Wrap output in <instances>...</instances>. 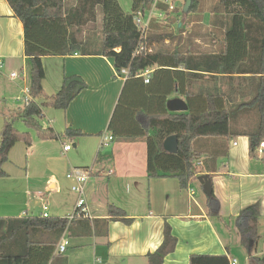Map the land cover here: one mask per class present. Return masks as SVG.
<instances>
[{
	"label": "crops",
	"instance_id": "0c3cea01",
	"mask_svg": "<svg viewBox=\"0 0 264 264\" xmlns=\"http://www.w3.org/2000/svg\"><path fill=\"white\" fill-rule=\"evenodd\" d=\"M214 1L207 0L201 24L210 29L211 45L215 49L200 52L187 46L180 50L182 54L188 51L219 53L223 50V29L220 23L213 22L212 14L219 0L215 4ZM211 4L215 5L212 10ZM71 7L66 6L67 9ZM200 9L201 1L198 12L192 16H199L202 12ZM172 13L166 12V16L161 18L155 14L156 27L150 29L149 34L154 35L159 24L171 19ZM177 28H182V25L179 24ZM101 44L94 50H89L85 45L82 51L72 55L46 56L42 59L46 96L55 95L65 78L79 77L87 85L66 110L43 108L41 119L47 121L42 125L44 128H52L60 134L58 140L77 138V143L72 144L73 149L79 146V156L87 155L89 159L86 162L89 164L92 161L95 169L86 188V200L92 216L88 220L91 230L84 231L79 221L73 222L57 241L55 255L58 254L57 246L61 238L65 236L70 240L69 247L73 248L65 256L68 264H148L147 255L156 252L161 246L167 222L178 239V245L175 252L165 258L164 264H189L192 255H227L231 261L236 259L232 255L231 244V234L234 231L237 233L234 219L243 209L256 203L260 204V240L253 255H264V251L259 250L264 236V147L260 146L252 158L247 136L234 137L227 143L228 153L217 160V172L211 175L214 193L220 203L222 220H219L208 217L206 195L199 182L190 189H182L174 177H148L146 138L141 135L143 131L135 120L138 111L158 112L165 107L170 112L168 104L175 99L182 100L188 106L180 91L200 97L223 95L230 104L249 101L255 95L252 79L258 76L185 71L158 63L148 69L151 82L146 84V77L143 76L129 80L128 77H118L114 59L100 54ZM24 45L22 22L15 17L8 2L0 0V62L4 63L1 71L9 78V73H16L18 76L10 78V81L21 91L30 88L31 82L30 63L25 56ZM180 47L157 49L155 45L146 46L149 53L159 56L164 62ZM175 85L180 91L174 89ZM121 102L124 104L122 117L115 116ZM191 106L204 108L206 102L201 98L191 100ZM246 120V117L240 118L239 125L242 126ZM254 122L255 116L251 124ZM112 127L115 129L111 130ZM67 128L80 131L83 136L67 137L64 134ZM104 134L113 136L114 140L99 152ZM65 145V142L62 143L63 153L70 152L64 151ZM212 145L211 140L201 141L200 147L204 153L201 162L212 150ZM11 153L12 150L7 163H12ZM87 167L82 165L75 168ZM109 171H113V174L108 175ZM4 173L5 176L0 177V180L6 181L10 176L5 170ZM207 174L204 172L201 175ZM52 188H56V185H52ZM6 192L12 191L6 187ZM4 204L0 207V219L44 218L45 213L49 215L48 218L64 219L75 209L74 202L64 201L62 205L52 203L49 207L44 206L38 216H29L27 211L17 210L16 203L6 201ZM110 205L123 209L131 223L110 220ZM37 239L47 242L49 237L41 234Z\"/></svg>",
	"mask_w": 264,
	"mask_h": 264
},
{
	"label": "trees",
	"instance_id": "16d2710c",
	"mask_svg": "<svg viewBox=\"0 0 264 264\" xmlns=\"http://www.w3.org/2000/svg\"><path fill=\"white\" fill-rule=\"evenodd\" d=\"M6 1L24 26V53L30 63L29 89L32 101L3 124L0 133V177L5 176L3 166L8 162L12 148L18 142H23L26 147L33 144L29 132L21 133L15 127L18 120L29 130L35 131L42 141L59 139L60 134L54 129L44 128L40 124L42 109L51 107L66 110L87 85L79 77L65 78L55 95L46 96L42 59L82 51V45L73 30L95 21L97 8L101 7L104 28L100 54L113 58L117 71L129 69L128 80L137 78L158 63L185 71L258 76L252 79L255 95L246 102L230 104L223 95L200 97L187 91L183 94L175 85L174 89L186 98L189 106L187 112H169L162 107L158 112L138 111L135 114L136 123L143 131L141 135L146 138L148 177H174L182 189H190L202 173H208L210 191L204 192L208 217L222 220L211 176L217 172V160L227 155V143L234 137L244 135L249 138L252 158L264 143V0H219L212 13L213 22L220 23L223 29V50L219 53L188 51L187 54L176 51L167 62L161 61L159 56L149 53L146 48L154 37L149 31L156 27V17L151 20L145 38L135 24L136 15L148 11L155 0H132L129 13L124 12L118 0H77V4L69 9L66 8L65 0ZM199 6L200 1L193 0L189 13H197ZM158 8L162 12L168 11L165 5L159 4ZM140 42L146 50L134 56ZM200 98L206 102V106L193 108L191 100ZM123 105V102L118 105L115 116L122 117ZM253 116L255 122L252 125ZM245 117L248 120L242 126L239 125L240 118ZM64 134L70 138L83 136L80 131L70 128ZM172 135L178 138L176 154L166 152L163 147L164 141ZM203 140H211L213 145L204 162H201L204 153L200 144ZM201 188L204 191L202 185ZM108 215L112 221L131 223L126 212L114 205L108 207ZM259 219V203L246 207L234 219L242 246L252 254L249 264H264V255H253L260 240ZM88 220L79 218L73 222L79 221L84 231H90ZM72 223L69 224L67 218L0 219V264H68L67 257L55 255V248ZM41 234L49 237L47 242L37 239ZM177 245L178 239L166 222L163 242L156 252L147 255L148 264H164L165 258L175 252ZM189 264H230V260L227 255H192Z\"/></svg>",
	"mask_w": 264,
	"mask_h": 264
},
{
	"label": "rangeland",
	"instance_id": "374dc122",
	"mask_svg": "<svg viewBox=\"0 0 264 264\" xmlns=\"http://www.w3.org/2000/svg\"><path fill=\"white\" fill-rule=\"evenodd\" d=\"M118 1L124 12H131L132 0ZM200 1V10L202 12H200L199 16H192L193 13H183L185 0H176L174 2L175 10L170 14L172 16L171 19L161 23V25L159 24V29L154 32V37L149 45L151 47L155 45L157 49H174L181 45L182 47L178 48L179 52L180 50L182 51L183 47L187 46L200 52L214 50V45H211L210 29L205 28L201 24L202 17L205 14L203 11L207 9L208 2L207 0ZM216 1L213 3L215 4ZM76 4L77 0H66L67 7ZM214 4H211L210 10L215 7ZM163 20H166V18H163ZM179 24L182 25L180 29L177 28ZM103 28L102 9L98 7L96 20L74 28L73 32L82 47L87 45L89 50H94L99 48V44L102 43ZM1 74L3 76L0 75V131L5 120L12 114L16 115L15 112L24 107V102L17 101L18 97L22 98L23 96H21V89L17 88L10 81V78L5 75L4 71H1ZM44 123H47V121L43 118L40 120V124L43 125ZM15 127L21 133L29 132L32 136L33 144L27 149L23 142H18L12 149L10 156L12 163H7L3 166V169L7 171L10 177L6 181L0 180V207L5 205L4 202L10 201L11 203H16L17 210L27 211L29 216H38L43 211L44 206L48 205L49 207L52 203L62 205L61 203L68 201L71 204L73 202L76 204L78 195L72 192V182L66 176L75 167H81L82 165L90 167L93 164L92 161L89 164L86 162L89 159L87 155L79 156V146L68 153H63L62 143L76 144L77 138L72 140L62 138L60 140L42 141L38 139L36 132L29 130L21 120L15 123ZM52 185H56V188H52ZM6 187L11 189L12 192H6ZM73 213L74 210H71L69 216ZM231 239L232 255L236 257L239 264H248L249 252L241 245L236 231L231 234ZM71 248L68 247L64 256L73 250ZM261 249L264 251V236L259 246V250Z\"/></svg>",
	"mask_w": 264,
	"mask_h": 264
},
{
	"label": "built area",
	"instance_id": "2783aa9c",
	"mask_svg": "<svg viewBox=\"0 0 264 264\" xmlns=\"http://www.w3.org/2000/svg\"><path fill=\"white\" fill-rule=\"evenodd\" d=\"M176 0H155L153 4L151 5L150 9L146 11L145 13L139 12L135 17V24L136 27L141 30L142 37L145 38L149 26L151 23V20L154 18V15L158 16L159 18L165 17L166 12H173L175 10L174 2ZM159 4L165 5L168 9L166 12H162L158 6ZM146 50L145 45L140 42L138 45L136 51L134 52V56H139L142 52ZM4 68V63L0 62V71ZM10 78L15 79L18 75L16 73H9ZM118 77H128L129 76V69H122L120 71H117ZM151 72L150 70H145L140 76L146 77L144 82L146 84H149ZM23 95V96H22ZM22 98L18 97L17 101L24 102V105L28 104L30 101H32V96L30 94V89H25L21 93ZM114 140L113 136H107L106 134L102 135L101 137V143L99 147V151H102L106 146H108L109 143H111ZM262 147H264V144H261ZM73 149L72 144H67L64 146V151L68 152ZM95 173L94 166H90L87 168H74L67 174V179L72 182L71 190L72 192L76 193L78 195L74 213L67 217V220L70 223L73 221L84 218V219H92L88 203L86 200V186L90 180V178ZM113 171H109L108 175H112ZM44 218H48L49 215L45 213ZM70 246V240L67 237H62L58 246H57V253L64 255L68 247ZM230 264H239L237 259H233L230 261Z\"/></svg>",
	"mask_w": 264,
	"mask_h": 264
},
{
	"label": "water",
	"instance_id": "95a60500",
	"mask_svg": "<svg viewBox=\"0 0 264 264\" xmlns=\"http://www.w3.org/2000/svg\"><path fill=\"white\" fill-rule=\"evenodd\" d=\"M193 0H185V5L183 8V13L187 14L190 11V8L192 6ZM168 108L170 112H175V113H183L187 112L188 106L186 105L185 102L179 99L172 100L168 104ZM163 147L166 152L170 154H176L178 152V138L176 135H172L168 137L163 144ZM198 182L203 186L204 192L208 193L210 191V183L207 179V176L201 175L198 177ZM252 254L249 252V256Z\"/></svg>",
	"mask_w": 264,
	"mask_h": 264
}]
</instances>
